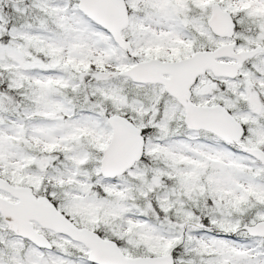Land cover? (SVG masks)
Wrapping results in <instances>:
<instances>
[{
    "label": "snow or ice",
    "instance_id": "6c2138e0",
    "mask_svg": "<svg viewBox=\"0 0 264 264\" xmlns=\"http://www.w3.org/2000/svg\"><path fill=\"white\" fill-rule=\"evenodd\" d=\"M0 264H264V0H0Z\"/></svg>",
    "mask_w": 264,
    "mask_h": 264
}]
</instances>
